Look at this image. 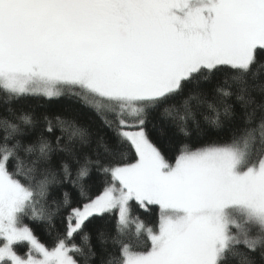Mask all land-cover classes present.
Returning a JSON list of instances; mask_svg holds the SVG:
<instances>
[{
	"label": "rangeland",
	"instance_id": "1",
	"mask_svg": "<svg viewBox=\"0 0 264 264\" xmlns=\"http://www.w3.org/2000/svg\"><path fill=\"white\" fill-rule=\"evenodd\" d=\"M66 1L77 4L73 16L56 14L35 52L15 55L46 25L52 0H0V87L48 99L78 91L117 115L125 128L120 134L138 155L134 165L111 172L113 184L99 198L72 212L68 238L87 219L114 211L125 231L131 202L153 205L160 210L157 232L135 226L151 249L125 247L124 264H217L228 240L244 230L243 219L264 226V160L246 167L242 148H212L169 164L125 121L202 68L247 69L254 51L264 49V0H181L172 10L158 0ZM166 57L153 78V64ZM28 197L1 161L0 263L74 264L65 243L46 250L17 225ZM19 243L28 246L26 257L16 254Z\"/></svg>",
	"mask_w": 264,
	"mask_h": 264
},
{
	"label": "trees",
	"instance_id": "2",
	"mask_svg": "<svg viewBox=\"0 0 264 264\" xmlns=\"http://www.w3.org/2000/svg\"><path fill=\"white\" fill-rule=\"evenodd\" d=\"M180 1L156 4H170L166 9L172 10ZM93 5L98 9L97 3ZM70 8L72 17L77 4ZM125 123L142 130L169 164L184 154L242 148L246 167L258 166L264 160V49L254 51L245 70L200 69L175 92ZM123 127L114 112L95 108L78 91L48 99L14 95L0 87V162L4 161L8 177L29 192L17 225L26 227L46 250L65 243L73 249L74 264H124L125 247L133 253L151 249L148 238L135 233V226L157 232L160 210L153 205L143 209L134 202L127 230H120L114 211L87 219L67 236L72 212L113 184V170L138 161L131 143L120 134ZM242 228L228 240L217 264H264V226L248 217ZM14 250L21 257L28 254L23 243L15 244Z\"/></svg>",
	"mask_w": 264,
	"mask_h": 264
},
{
	"label": "flooded vegetation",
	"instance_id": "3",
	"mask_svg": "<svg viewBox=\"0 0 264 264\" xmlns=\"http://www.w3.org/2000/svg\"><path fill=\"white\" fill-rule=\"evenodd\" d=\"M76 2H68L66 0H52V10L50 11L49 17L47 19V23L46 25L39 31L37 32L33 39L20 51H18V53H16L15 55L18 54H22V55H29L35 52V48H36V44H39L41 39L44 38V36L49 32V28L51 25V22H53L54 20H56V14L58 16H62V18H71V16H69L68 11H70V7L74 4L75 5ZM58 8H60V10L58 11ZM59 19V17H58ZM167 57L163 58L162 60H159L158 62H156L155 64H153L152 69L154 70L153 73H151L153 78H156V76H158V73L161 71V68L164 67V61L166 62ZM157 79V78H156Z\"/></svg>",
	"mask_w": 264,
	"mask_h": 264
}]
</instances>
